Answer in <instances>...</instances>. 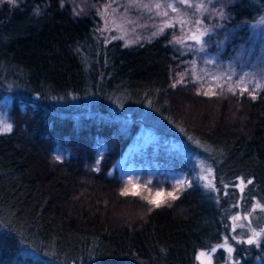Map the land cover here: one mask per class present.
I'll list each match as a JSON object with an SVG mask.
<instances>
[{
    "label": "trees",
    "instance_id": "16d2710c",
    "mask_svg": "<svg viewBox=\"0 0 264 264\" xmlns=\"http://www.w3.org/2000/svg\"><path fill=\"white\" fill-rule=\"evenodd\" d=\"M32 2L38 12L0 3V101L11 99L13 126L0 132V264H199L198 251L221 240L239 206L264 208V87L250 96L172 85L167 35L105 42L91 16H72L61 0ZM227 10L246 32L264 0ZM174 122L195 141L163 132ZM140 123L209 161L216 194L194 179L146 182L155 161L191 171L162 141L135 154L143 175L133 188L115 162ZM156 186L172 194L150 199ZM254 212L259 246L236 242L242 264L258 256L264 264V218Z\"/></svg>",
    "mask_w": 264,
    "mask_h": 264
},
{
    "label": "rangeland",
    "instance_id": "374dc122",
    "mask_svg": "<svg viewBox=\"0 0 264 264\" xmlns=\"http://www.w3.org/2000/svg\"><path fill=\"white\" fill-rule=\"evenodd\" d=\"M233 1L61 0V4L74 17L94 18L105 42L120 39L127 45L167 35L176 60L169 71L172 85L191 82L196 85L197 91L205 95H212L222 89L238 93L247 89L250 96H255L264 87V12L254 20L243 22L247 29L243 32L240 29L242 24H234L227 10ZM4 2L22 9H39L32 0H15V3L0 0V3ZM157 4L160 5L159 8L156 7ZM168 4L173 5L176 10L167 7ZM194 36L197 39H193ZM10 107V98L0 101V116L11 124ZM137 117L142 118L139 115ZM182 127L175 122L167 123L163 132L170 134L171 131L178 137L182 135L194 142L192 134ZM177 136L158 134L152 125L140 123L115 162L122 169V176L135 183L133 188H137L143 172L142 164L136 160L135 154H143L142 150L149 142L158 145L157 141H162L168 150L190 162L191 171L166 168L155 161L154 167H148L144 180L150 182L156 175L159 179L177 185H188L194 179L203 186L208 196H214L217 185L213 166L197 151L188 149L183 139ZM104 149H99L97 161L101 159ZM55 152L62 156L60 148ZM208 184L214 187H206ZM169 191L163 186H156L148 190L147 194L150 199L162 200L169 195ZM257 208H260L264 218V208L257 202L247 211L239 206L231 215L229 228L221 240L209 249L198 251L199 264H215L216 254L220 255L219 264H242L243 258L238 257L235 252L236 242L248 245L247 241L253 239L252 244L258 245L262 227L255 223L254 211ZM247 264H260V257H255Z\"/></svg>",
    "mask_w": 264,
    "mask_h": 264
},
{
    "label": "snow or ice",
    "instance_id": "6c2138e0",
    "mask_svg": "<svg viewBox=\"0 0 264 264\" xmlns=\"http://www.w3.org/2000/svg\"><path fill=\"white\" fill-rule=\"evenodd\" d=\"M11 2H12V3H15V0H11ZM181 2H183V0H181ZM61 6H63V3H62ZM156 7L159 8L160 5L157 4ZM167 7H171V8H173V11L176 10V9L173 7V5H171V4H168ZM38 11H39V9H37V12H38ZM193 39H197V38L194 36ZM244 90L247 91V89H244ZM12 129H13L12 124L8 123V122H7L2 116H0V132L8 133V132H11ZM57 159H59V157H57ZM209 171H210V169H209ZM197 179H199V177H197ZM249 183H251V181H249ZM188 186L190 187L191 184L189 183ZM206 187H214V185L208 184V185H206ZM125 194H127V193H125ZM158 194H159V193H158ZM169 195H171V193H169ZM172 199H176V197L173 196ZM157 206H159V204H157ZM253 242H254L253 239H249V240L247 241V243H249V244H252ZM228 250H229V251H232L231 248H229ZM213 251H215V249H213ZM201 255H204V253H201Z\"/></svg>",
    "mask_w": 264,
    "mask_h": 264
}]
</instances>
